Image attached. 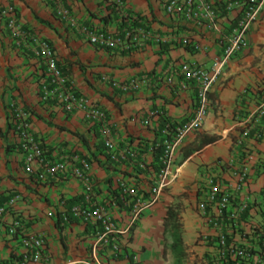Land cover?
<instances>
[{
  "label": "crops",
  "instance_id": "obj_1",
  "mask_svg": "<svg viewBox=\"0 0 264 264\" xmlns=\"http://www.w3.org/2000/svg\"><path fill=\"white\" fill-rule=\"evenodd\" d=\"M166 1L123 0V12L118 13L103 0H62L79 28L88 26L120 41L100 45L91 43L76 25L58 18L45 0H0V207L14 200L0 218V264H14L23 257L26 250L19 237L24 233L46 235L45 264H174L170 232L165 230L169 208L177 212L185 264H198L206 247L196 242L197 237L211 232L196 208L201 188L212 178H234L229 163H238L246 171L244 193H257L264 187V177L255 174L256 164L264 160V115L257 112L264 103V3L244 34L241 49L214 81L202 126L187 132L174 150L170 184L158 200L128 229L127 207L119 199H115L116 206H109L119 228L125 229L120 238L127 257L114 258L106 248L92 260L96 227L71 212L72 206L84 201L82 181L70 177L61 183H44L25 170L13 125L16 114L29 124L52 161L59 159L64 148L80 160L70 161V168L81 167L82 161L88 164L98 203L113 198L119 179L148 194L159 167L156 146L160 144V154L163 150L161 131L167 121H184L195 110L196 90L183 86L177 75L169 83L137 90H124L120 84L141 74L165 73L183 61L214 67L222 51L220 38L236 27L244 0H207L218 11L213 31L174 18L164 10ZM6 9L13 12L22 32L52 45L58 66L72 86L105 111L114 150L132 148L138 162L112 161L98 131L85 123L82 112L68 114L54 101L41 98L47 84L44 67L34 46L15 43L1 16ZM130 15L139 19L132 20ZM184 38L198 47L184 45ZM257 133H261L258 139ZM217 161L225 165L220 167ZM251 215L255 223L263 224L264 206Z\"/></svg>",
  "mask_w": 264,
  "mask_h": 264
},
{
  "label": "built area",
  "instance_id": "obj_2",
  "mask_svg": "<svg viewBox=\"0 0 264 264\" xmlns=\"http://www.w3.org/2000/svg\"><path fill=\"white\" fill-rule=\"evenodd\" d=\"M54 10V13L69 26L77 29L87 36L91 43L100 45L116 44L119 39L111 35L93 30L91 27L77 25L76 17L63 4L62 0H45ZM118 13L123 12V0H103ZM264 0L242 1V15L236 27L220 38L222 47L221 55L215 66L206 68L195 63L183 61L173 64L165 73H146L128 78L120 86L124 90H137L146 87L158 86L161 82L169 83L172 77H181L183 86H193L196 90L195 110L181 122L167 121L161 131L164 135L162 152L158 158L159 167L155 171L153 183L148 194L136 186L127 183L124 179L117 181L113 198H108L103 204L95 199V187L92 177L88 174V164L81 162V167H69V162L77 160L73 153L61 149V155L52 161L47 155V150L30 131L29 124L19 114L13 118L14 131L19 139V148L24 154L25 170L34 175L37 181L44 183L64 182L70 177L82 181L85 185V198L83 203L71 207L75 217L84 222H93L96 228L93 232L91 250L92 260H96L97 253L109 249L114 258L125 255V248L120 234V229L114 215L108 209L116 206L115 199H119L127 207L129 223L126 229L132 227L145 209L153 205L163 190L170 184V167L174 150L182 143L184 136L191 130L200 128L206 118L208 109V93L223 66L234 56L244 44V34L257 18L260 6ZM164 10L176 19H181L196 27L213 31L216 29L218 11L214 4L207 0H167ZM1 16L6 21V27L13 32L15 43L20 46H34L33 51L44 67L47 84L42 87L41 98L44 101L52 100L68 114L80 111L89 127L96 129L103 140L112 161L138 162L137 152L132 148L116 152L110 137L109 121L103 108L77 91L65 76L57 62L56 52L52 45L38 36L25 33L17 25L15 16L10 10H3ZM132 20H138L135 15H130ZM126 34H129L126 32ZM184 45H193L189 39H183ZM197 48V45L193 47ZM258 115H264V103L258 106ZM257 133L255 138H260ZM143 165L142 162H140ZM220 167L225 163L217 161ZM232 166L234 178L224 181L222 178L210 179L208 185L201 188L197 212L203 223L211 232H202L196 242L206 247L203 254L198 257V264H264V224H257L252 219V211L264 206V187L257 193H244L248 183L246 171L240 164L229 163ZM255 174L264 177V160L259 161L255 167ZM176 171L171 173L172 179L176 178ZM236 177V178H235ZM10 200L8 205L0 207V218L13 205ZM16 225L11 229L15 232ZM19 240L25 247V254L14 264H26L29 261H48L46 250V235L43 233H24ZM86 264H91L90 261Z\"/></svg>",
  "mask_w": 264,
  "mask_h": 264
},
{
  "label": "trees",
  "instance_id": "obj_3",
  "mask_svg": "<svg viewBox=\"0 0 264 264\" xmlns=\"http://www.w3.org/2000/svg\"><path fill=\"white\" fill-rule=\"evenodd\" d=\"M209 139H215V136H211ZM159 150L158 154H155V161L160 156V144L156 146ZM110 158V156H108ZM264 224V223H263ZM180 223L177 217V212L171 208L167 211L166 221H165V230L167 229L170 232L171 243L170 248L174 254V264H179L186 256L185 247L183 245V240L181 238L179 229Z\"/></svg>",
  "mask_w": 264,
  "mask_h": 264
},
{
  "label": "rangeland",
  "instance_id": "obj_4",
  "mask_svg": "<svg viewBox=\"0 0 264 264\" xmlns=\"http://www.w3.org/2000/svg\"><path fill=\"white\" fill-rule=\"evenodd\" d=\"M185 259H183L182 261H181V263H179V264H185Z\"/></svg>",
  "mask_w": 264,
  "mask_h": 264
}]
</instances>
